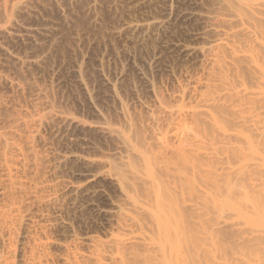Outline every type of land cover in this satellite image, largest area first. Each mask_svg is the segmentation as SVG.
Here are the masks:
<instances>
[{"label": "bare ground", "instance_id": "bare-ground-1", "mask_svg": "<svg viewBox=\"0 0 264 264\" xmlns=\"http://www.w3.org/2000/svg\"><path fill=\"white\" fill-rule=\"evenodd\" d=\"M32 1L40 0H0V53L16 62L24 60L1 39L38 28L12 30L21 25L17 14L33 11ZM162 1L161 18H151L141 29L165 28L171 6ZM213 1L204 18L206 31L216 37L209 81L202 83L208 92L200 93L195 104L180 94L169 95V102L157 100L148 126L140 128L149 131L147 138L133 132L130 121L110 127L141 163L140 170L129 171L146 194L132 201L150 218L152 231L135 221L136 228L129 225L123 237L94 238L87 253L74 243L59 258L61 264H264V237L239 235L240 222L233 220L243 209L226 198L253 193V208L264 207V0ZM75 72L82 78L78 68ZM30 81L0 73V264H16L25 225L31 242L23 264H52L56 256L51 247L58 243L47 230L53 223L66 225L57 214L62 183L51 177L66 155L41 137V128L56 126L64 112L50 85ZM2 83L23 93L28 89L30 105L6 98ZM256 166L263 170L255 172ZM220 239L237 245L255 242L251 250L244 248L249 252H236L224 250Z\"/></svg>", "mask_w": 264, "mask_h": 264}, {"label": "rangeland", "instance_id": "rangeland-1", "mask_svg": "<svg viewBox=\"0 0 264 264\" xmlns=\"http://www.w3.org/2000/svg\"><path fill=\"white\" fill-rule=\"evenodd\" d=\"M165 3L32 1L33 11L17 14L15 19L21 25L12 26V30L38 28L26 36L1 39L24 61L16 62L10 55L0 53V73L15 81L31 80L50 87L56 105L64 112L57 119L58 126L41 128L42 139L66 155L51 176L62 183L57 214L66 224L53 223L47 230L58 243L51 247L56 256L52 264H61L59 258L74 243L87 253L95 244L94 238L105 241L112 236H125L129 225L136 228L135 221L152 231L150 218L132 201L135 196L146 194L129 171L140 170L141 163L124 148L110 127H123L130 121L133 132L147 138L149 131L141 132L140 128L148 126V113L156 109L157 100L169 102V95L180 94L185 102L195 104L200 93L208 92L202 83L209 81L206 72L216 38L204 25L213 0H168L171 11L165 28L160 32L141 29L151 18H161ZM76 68L82 78L74 73ZM2 84L1 92L6 98L30 105L28 89L23 93ZM137 139L140 145L141 137ZM257 166L255 172L264 168V164ZM238 195L230 193L226 198L228 204L238 202L243 209V215L232 218L235 223L240 222L239 235L263 238L264 207L258 204L259 209L253 208V193L247 197ZM24 227L16 264L24 263L25 249L31 242L30 227ZM221 241L226 251L240 252L246 247L251 250L253 246V241L243 245Z\"/></svg>", "mask_w": 264, "mask_h": 264}]
</instances>
